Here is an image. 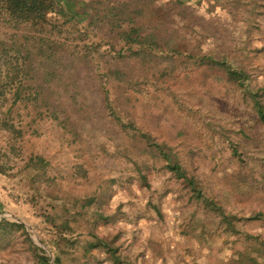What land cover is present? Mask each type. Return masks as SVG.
<instances>
[{
    "label": "rangeland",
    "instance_id": "374dc122",
    "mask_svg": "<svg viewBox=\"0 0 264 264\" xmlns=\"http://www.w3.org/2000/svg\"><path fill=\"white\" fill-rule=\"evenodd\" d=\"M206 1L62 4L83 19L95 7H122L179 50L119 56L102 39L106 25L83 38L52 31L65 43L61 64L0 89V118L19 130L0 125V219L8 221L0 264H33L36 245L52 262L50 204L66 207L72 226L61 264H264V123L255 102L264 107V0ZM23 31L0 17V36ZM86 43L99 45L87 51ZM141 132L164 144L220 210L196 197ZM38 156L43 166L24 178L20 170Z\"/></svg>",
    "mask_w": 264,
    "mask_h": 264
},
{
    "label": "trees",
    "instance_id": "16d2710c",
    "mask_svg": "<svg viewBox=\"0 0 264 264\" xmlns=\"http://www.w3.org/2000/svg\"><path fill=\"white\" fill-rule=\"evenodd\" d=\"M179 2H185L188 0H177ZM199 5L207 6L206 0H195ZM67 3L68 0H0V17L5 18L12 27L24 26V31L17 36L16 33H12L9 37L0 36V89L7 85H12L20 80L21 75L25 76H38L40 74L39 68H42L48 64L57 65L61 64L59 53L64 51L63 45L65 43L58 39L51 38L48 34L52 31L57 33L66 32V35L72 37L71 33H79V37L83 38L88 30L94 31L95 28H100L101 25L107 26L109 33H104L102 39L105 41L109 49L115 51V54L122 56L126 54L140 53L141 51H147L149 48H167L171 51H178V47L172 44V40L163 39L158 36L156 32L149 30L146 25L131 22L128 16L121 12L122 7L115 5L109 6L107 11H101L95 7L89 15L83 19L79 18L80 13L74 9L66 10L62 4ZM114 30V31H113ZM134 44H140L141 49H135ZM99 43L96 44V46ZM146 45V47H145ZM87 51L97 49L96 46L87 45ZM144 46V47H143ZM18 53V56L13 55ZM87 52L83 57H87ZM39 58V59H37ZM2 59V61H1ZM20 60V61H19ZM209 61L208 59H205ZM55 71V69H54ZM50 68L46 73H54ZM228 74L235 79L242 77L241 71L229 70ZM101 76V75H100ZM21 83V81H19ZM40 84V83H39ZM19 86L16 87L15 94L19 91ZM42 88V85H39ZM104 102L108 100L106 93L107 89H102ZM253 93V92H252ZM251 95H254L252 94ZM254 98H258L254 95ZM257 112L260 120L264 123V107L259 99L256 101ZM109 106L108 101L105 102ZM111 107V106H109ZM0 125L6 129H15L13 124L9 123L7 119L0 118ZM19 132V130H18ZM140 136L147 140V142L166 160L167 167L178 177L181 178L191 188L193 194L202 200L207 206L213 209L216 207L215 201L205 197L200 189L197 179L189 175L187 171L173 158L172 153L166 148L164 144L157 143L150 140L149 135L145 132H141ZM30 161L20 170L24 173V178L30 179L33 176L32 165L43 166L44 159L42 157L29 158ZM3 171V166L0 167ZM66 207L61 208L59 213L58 207L54 204H50L49 211H44V218L50 222L54 228V231L50 234V241L55 248V254L52 262L47 258L45 249L40 246H35V262L33 264H61L62 256L64 254V247L61 245L63 241L69 239V235L72 231V226L69 224L68 218L63 213H68ZM66 211V212H65ZM262 212H257L251 215L249 218H256L262 215ZM223 218L229 222L228 216L222 212ZM61 217V218H60ZM60 218V219H59ZM59 219V220H58ZM6 219H0V225L6 224ZM15 224L21 226L22 223ZM104 245L106 249L111 250L108 244L100 243ZM114 258V257H113ZM115 260H119L117 257Z\"/></svg>",
    "mask_w": 264,
    "mask_h": 264
}]
</instances>
